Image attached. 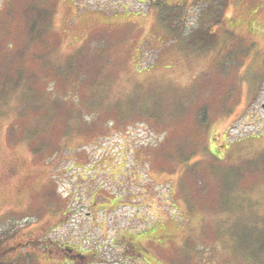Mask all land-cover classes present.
<instances>
[{"label": "rangeland", "instance_id": "1", "mask_svg": "<svg viewBox=\"0 0 264 264\" xmlns=\"http://www.w3.org/2000/svg\"><path fill=\"white\" fill-rule=\"evenodd\" d=\"M156 1L0 0L5 264H254L264 0Z\"/></svg>", "mask_w": 264, "mask_h": 264}, {"label": "trees", "instance_id": "2", "mask_svg": "<svg viewBox=\"0 0 264 264\" xmlns=\"http://www.w3.org/2000/svg\"><path fill=\"white\" fill-rule=\"evenodd\" d=\"M160 0H157L156 1V3L155 4H152V7H154V9L156 10V11H158L157 9H159L160 7L158 6V5H160V2H159ZM162 8H164V7H161V9ZM180 11V10H179ZM161 12V11H160ZM46 13H47V11H46ZM162 13V12H161ZM48 14V13H47ZM179 15V14H178ZM161 22L163 23V26H164V28L163 29H165V30H167L168 29V31L169 32H171L172 34H174V36H175V39H173V40H175V41H177V43L178 44H182V41H183V39H182V34H181V31H180V28L177 26V27H175V24H177V22H174V20H172V17H171V15H169V14H162L161 15ZM30 23H32V25H30L29 27H28V30H29V35L30 34H33L34 33V31H35V23H34V21L31 19L30 20ZM203 33H205V32H203ZM195 34H192V36H194ZM206 36V35H205ZM193 43H195L193 46H195L197 43H202V42H199L198 40L197 41H192ZM204 42L206 43L205 45H207L208 44V41H206V40H204ZM210 44V43H209ZM199 121H201L202 123H204V117H201L200 116V118L198 119ZM242 240H244L245 242H246V236L245 237H242ZM260 238L258 237V241H259V243H260ZM263 240V239H262ZM245 242H243V244L244 245H242V247H240V248H244V249H246L248 252L245 254V255H248L249 256V258H250V260H251V258H254V255H257V257L255 258V259H252V262L254 263V264H259V262L260 261H264V256H259V254H260V252H263L264 253V244L260 247V248H258L257 246H254V245H252V246H254V247H257V248H252L251 246H250V243H245ZM259 245V244H258ZM258 257H260L259 258V260H258ZM26 257H24L23 259H22V263L21 264H27V262H26V259H25ZM4 258L0 255V264H5L4 263V260H3ZM255 260H258L257 262L255 261ZM14 262H15V260H14ZM14 262H10L11 264H16V262L14 263Z\"/></svg>", "mask_w": 264, "mask_h": 264}]
</instances>
